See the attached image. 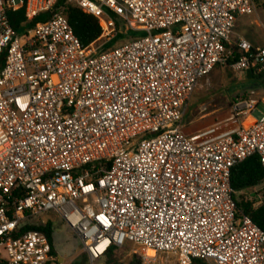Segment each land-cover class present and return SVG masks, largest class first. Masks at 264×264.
Here are the masks:
<instances>
[{"label":"built area","instance_id":"2783aa9c","mask_svg":"<svg viewBox=\"0 0 264 264\" xmlns=\"http://www.w3.org/2000/svg\"><path fill=\"white\" fill-rule=\"evenodd\" d=\"M75 1L103 29L89 47L57 0H0V264H68L27 229H54L50 216L87 264L129 246L141 264H264V231L239 214L231 185L254 156L264 169V116L240 120L258 101L193 134L184 126L217 66L264 72V47L243 42L241 58L227 48L255 0ZM20 10L21 33L10 22ZM117 18L143 35L109 47ZM249 190L264 205V183Z\"/></svg>","mask_w":264,"mask_h":264},{"label":"rangeland","instance_id":"374dc122","mask_svg":"<svg viewBox=\"0 0 264 264\" xmlns=\"http://www.w3.org/2000/svg\"><path fill=\"white\" fill-rule=\"evenodd\" d=\"M69 1L76 4L75 0ZM255 3L258 10L264 13V0H255ZM133 36H135L133 33L127 32L126 38L118 41V44L120 46L127 44L128 39ZM250 72L236 73L230 64L217 66L194 93L189 103L184 126L191 128L198 123L212 120L213 122L222 121L229 117L234 104L252 99L257 100L259 105L248 118L240 116L241 123L244 126H250L263 117L264 99H260L255 94L256 92L263 93V90L262 92L258 90L259 80L251 78ZM249 192L251 191H243V193ZM50 218L54 223L53 247L56 254L68 264H87L80 239L59 219L54 216ZM133 250V246L128 247L125 262L134 256ZM137 251L140 253V250Z\"/></svg>","mask_w":264,"mask_h":264},{"label":"trees","instance_id":"16d2710c","mask_svg":"<svg viewBox=\"0 0 264 264\" xmlns=\"http://www.w3.org/2000/svg\"><path fill=\"white\" fill-rule=\"evenodd\" d=\"M54 12L62 13L67 18L75 35L84 47H89L101 39L103 29L100 20L91 14L85 13L77 2L74 4L69 0H57L54 6ZM49 17L50 16L48 14L40 15L35 18L31 24L32 26H36L41 22H46ZM25 21L26 18L24 10L10 13V22L16 31L20 33L23 31V23H25ZM117 26L120 32L117 38L108 45L109 47L117 45L118 41L126 38L128 31L126 29L123 31L118 24ZM134 35L135 36L132 38L141 37L143 34L137 33ZM229 45L227 48H230ZM232 49L234 50L237 58H241V56L246 55L243 51L241 53L239 48L236 46L232 47ZM250 76L253 79L259 80L258 87L264 89V72L256 73L255 71H251ZM261 183H264V169L258 156H254L246 160L232 170L231 185L239 214L242 213L249 216L252 221L264 231V205L257 207L255 201L251 200L245 193H243V191L256 187ZM27 229L40 230L46 233L53 245L54 229L52 223H49L45 227L31 226ZM127 249L128 248L123 250L116 248L111 249L106 257V264H141L142 262L138 255H134L130 260L125 262V257L128 256ZM84 257L87 259L85 255ZM197 263L199 262H196V264Z\"/></svg>","mask_w":264,"mask_h":264},{"label":"crops","instance_id":"0c3cea01","mask_svg":"<svg viewBox=\"0 0 264 264\" xmlns=\"http://www.w3.org/2000/svg\"><path fill=\"white\" fill-rule=\"evenodd\" d=\"M243 42L247 43V45L251 49L264 47V13L262 11L258 10L257 13L253 16H241L237 19L234 35L232 36L229 49L233 50L232 47L238 46L240 52L242 53V51L244 52V50L241 48V44L238 43ZM258 90H261V92L263 90V93L256 92L255 94H257L260 99H264V89L259 87ZM216 122L221 121L218 120ZM216 122H213L212 120L204 123H198L197 125H194L191 128L186 127L185 131L188 134H193L195 132L201 131L205 128L212 126Z\"/></svg>","mask_w":264,"mask_h":264},{"label":"water","instance_id":"95a60500","mask_svg":"<svg viewBox=\"0 0 264 264\" xmlns=\"http://www.w3.org/2000/svg\"><path fill=\"white\" fill-rule=\"evenodd\" d=\"M116 23L121 27V29L124 31L125 30V25L124 23L121 21V19L117 18L116 19Z\"/></svg>","mask_w":264,"mask_h":264}]
</instances>
